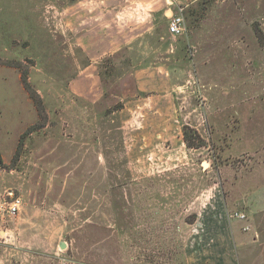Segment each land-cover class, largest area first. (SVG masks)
Instances as JSON below:
<instances>
[{"label":"rangeland","instance_id":"rangeland-1","mask_svg":"<svg viewBox=\"0 0 264 264\" xmlns=\"http://www.w3.org/2000/svg\"><path fill=\"white\" fill-rule=\"evenodd\" d=\"M0 155V264H264V0H0Z\"/></svg>","mask_w":264,"mask_h":264},{"label":"crops","instance_id":"crops-1","mask_svg":"<svg viewBox=\"0 0 264 264\" xmlns=\"http://www.w3.org/2000/svg\"><path fill=\"white\" fill-rule=\"evenodd\" d=\"M148 6V4L141 3V5H138L136 13L138 15H141L143 12L145 13ZM157 10L159 9L156 8V12ZM168 12L170 16L174 15L171 9L165 11L163 15L167 18L170 17ZM115 38L117 40L120 39L117 34H115ZM101 40L102 43L106 42L104 37H102ZM126 44L127 43L124 42L121 47ZM86 48L89 49L90 45H87ZM119 48L120 47L115 46L113 48L114 51L110 52H116ZM202 224L204 226L202 230L204 242L201 241L196 245L197 248L195 250L187 253L184 258V264H238L233 234L241 230L240 226L238 227L234 221L230 223V221L218 220L216 216L213 221H203Z\"/></svg>","mask_w":264,"mask_h":264},{"label":"built area","instance_id":"built-area-1","mask_svg":"<svg viewBox=\"0 0 264 264\" xmlns=\"http://www.w3.org/2000/svg\"><path fill=\"white\" fill-rule=\"evenodd\" d=\"M184 32V22L180 14L172 15L169 17L168 23V33L172 36H180ZM21 201L19 198H15L7 203L5 211L7 215L11 218L15 217L20 209ZM232 218L245 221L246 216L242 213H234L231 215ZM244 231L248 230V227L243 228Z\"/></svg>","mask_w":264,"mask_h":264},{"label":"trees","instance_id":"trees-1","mask_svg":"<svg viewBox=\"0 0 264 264\" xmlns=\"http://www.w3.org/2000/svg\"><path fill=\"white\" fill-rule=\"evenodd\" d=\"M22 83H23V86H24V89L27 91V93L29 94V97L31 98V100L34 102V104L37 106V110L39 111V113H42L44 112L43 110V107H42V102H41V99L39 98V96L36 94V92L31 88V86L29 85V83L27 82L26 80V77H22ZM22 137L20 138L21 141L19 145H21L22 143ZM187 138V140H189V138H191L190 136H188V134H185V139ZM201 144V143H200ZM200 144H196L194 145L193 143L192 144H189L188 143V147H191V148H197L199 146H202ZM4 163H3V160L1 158V155H0V167L4 168Z\"/></svg>","mask_w":264,"mask_h":264},{"label":"water","instance_id":"water-1","mask_svg":"<svg viewBox=\"0 0 264 264\" xmlns=\"http://www.w3.org/2000/svg\"><path fill=\"white\" fill-rule=\"evenodd\" d=\"M60 248H62V249L64 248V244L63 243H61Z\"/></svg>","mask_w":264,"mask_h":264}]
</instances>
